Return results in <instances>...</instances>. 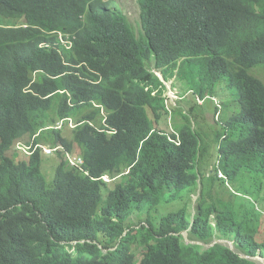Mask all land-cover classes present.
Here are the masks:
<instances>
[{
	"label": "trees",
	"instance_id": "16d2710c",
	"mask_svg": "<svg viewBox=\"0 0 264 264\" xmlns=\"http://www.w3.org/2000/svg\"><path fill=\"white\" fill-rule=\"evenodd\" d=\"M111 2L0 0V264H256L264 83L249 71L264 66V0H138V36ZM153 70L173 79L180 100L225 93L240 105L219 114L217 165L203 179L208 144L177 104L166 106ZM224 77L232 95L218 86ZM164 113L168 127L179 118L178 130L159 127ZM62 119L75 125L70 139L50 128ZM25 138L64 148L82 170L57 153L47 182L39 148L22 160L7 155ZM224 179L242 196L219 190ZM184 189L185 202L156 222L127 223L167 191L166 201L181 203Z\"/></svg>",
	"mask_w": 264,
	"mask_h": 264
},
{
	"label": "rangeland",
	"instance_id": "374dc122",
	"mask_svg": "<svg viewBox=\"0 0 264 264\" xmlns=\"http://www.w3.org/2000/svg\"><path fill=\"white\" fill-rule=\"evenodd\" d=\"M114 1L117 4V6L124 13L129 24L132 26L135 34L138 36L140 33H142L141 21H140V8H139V5L137 3V0H114ZM249 73L264 83V66H257L255 68H253L252 70H250ZM170 82L175 83L173 80H171V81L166 83L167 87L170 86ZM228 82H229L228 77H224L221 79L218 86H221V89H228L230 95H232L233 90L231 89V86L228 85ZM175 86L177 87V88L175 87L176 89H173L171 92H168V93H170L169 96H171V98H173V100H171L173 104L176 101V99L178 98V97H176V91L179 93L181 90L177 86V84H175ZM214 97H216L215 102L218 104L220 103V105H221V116H220L221 120L225 116L226 117L228 116L231 109H240V105L238 104V102L233 101L232 96H231L230 100L224 99L225 93L223 95L222 94L214 95ZM223 100L226 102L224 112L222 109L223 108ZM201 103L202 102H199V104H201ZM176 104H177V109H181L182 112H184V114H187L188 119L191 120V122H192L191 125H192V128L194 129V131L199 133L201 135V137L204 138V141L207 142V144H208V150H207V153L204 157V160H201V162H200V166L202 165L201 166L202 170H201L199 176L203 179L205 174H209V173L215 171V167H216L215 164L217 165L216 161L218 160V159H216L217 153H216V147L214 145L215 134H216V132L222 133L223 130L221 129L219 124L215 123L214 116H213L214 105L210 100H206L204 103L199 105V104L195 103V98L193 96H191V94L188 93L184 100L182 99L180 101H177ZM162 117H163L162 121L159 124V127L161 129H163L165 131H169L168 129L171 127V128H173V130H178V126L175 125L179 121L178 117L176 118V116H173V119L171 120V123H170V127H168L169 126L167 124L168 117L165 115V113L163 114ZM222 123H224V122H222ZM70 130H71V128L65 127L61 130V133L63 136L70 139V137H71ZM26 140H27L26 138L23 139V142H26ZM47 147L48 146H46V148ZM57 153L60 154L59 158H62L61 153L60 152H57ZM57 153H54L51 155H43L41 158V171H42L47 182H50L52 180L54 167L56 166L57 160L59 161V159L56 160V158H58ZM7 155L13 159H16V160H22L24 157L18 151H14L13 147L7 153ZM218 175H220V174H218ZM218 185H219V190L223 191L226 194L233 193L235 195L242 196V195L237 193V192L241 193L236 188L237 186L235 184H233L232 182L226 180V179H224L223 183H219ZM112 187H113V185L109 184L108 188H106L104 190L102 195L105 192H107V190L111 189ZM199 189H200V186H198V188L195 190L194 194L192 195L191 201H190L191 205H193L195 203V200L197 199L198 194H199ZM165 193L166 194L163 195V197L160 201V204L158 205V207L156 209H153L150 212L145 211L142 213H135L127 221V223L130 224V222H131L133 225L138 227L139 225L144 223L146 219H149L152 222H156L155 220L157 218H160L162 215L170 212L175 206H179V204H182L185 202V196H186L187 190L184 189V190L179 191V196L182 197L181 203L180 202L179 203H172V202L166 201L167 197L169 196V192L167 191ZM247 198L251 201L256 200L254 197H247ZM255 203L259 204L257 202H255ZM255 203L253 202V205H256ZM251 205H252V203H251ZM190 211H191V213L193 212V206H192V208H190ZM182 235H183L184 240L187 243L198 244L197 242L188 240L186 232H184ZM214 242H217L219 244H223L227 247L229 246L234 252H237L236 248L234 247V245L232 243L221 241V240L220 241H214ZM138 253H139V251L136 254L137 258L140 257V255H138ZM252 261H254L256 264H264V259L261 257L254 258V259H252Z\"/></svg>",
	"mask_w": 264,
	"mask_h": 264
},
{
	"label": "clouds",
	"instance_id": "9594fccd",
	"mask_svg": "<svg viewBox=\"0 0 264 264\" xmlns=\"http://www.w3.org/2000/svg\"><path fill=\"white\" fill-rule=\"evenodd\" d=\"M104 1H107V0H104ZM137 3H138V0H137ZM115 5H116V7H118L117 6V4L115 3V1L114 0H112V2H111V6H113V7H115ZM138 5H139V3H138ZM119 8V7H118ZM139 8H140V6H139ZM119 10L121 11V13H123L122 12V10L119 8ZM124 14V13H123ZM140 14H141V11H140ZM140 21H141V17H140ZM61 37V39H62V35L59 33V38ZM67 42V41H66ZM70 44V43H69ZM69 47V46H68ZM153 72L155 73V75L160 79V81L163 83V85L165 86V88H166V90H165V92H164V94H163V96L165 97V102H166V106H176V102L177 101H179L180 100V97H179V93L176 91V97H178L177 99H176V101L174 102V104L172 103V101L171 100H173V98H171V96H169L170 95V93H168V92H171L173 89L171 88V84H172V82H170V86L169 87H167V85H166V83L167 82H169V81H171V80H173V79H170L169 81H164L163 80V78H161L162 76H161V74H160V72L159 71H155V70H153ZM36 72L35 73H32V75H31V77H33V79H35V77H36ZM160 76V77H159ZM154 94V93H153ZM172 95V94H171ZM215 99H216V97H212L211 99H210V101L213 103V105H214V107H216V109H217V111H216V113H215V116H214V120H215V123H217L218 122V116H219V114H221V111H220V108H221V105H220V103L218 104V103H216L215 102ZM206 100H208V99H206ZM199 102H202V103H204L205 102V100L203 101V100H200L199 98H197V96L195 97V103L196 104H199ZM201 103V104H202ZM201 104H199V105H201ZM198 105V106H199ZM101 113H102V111H101ZM214 114V113H213ZM218 124L219 125H222V126H224L223 124H221V123H219L218 122ZM75 125L73 124V121L71 120V119H62V120H59V121H57L52 127H50V128H53V129H55V130H62L63 128H65V127H69V128H73ZM27 141V140H26ZM36 148H39L40 150H41V152H42V154L43 155H51V154H54V153H57V152H61V154L64 156V158L67 160V162H68V164L70 165V166H74V167H76L77 169H79L80 171L82 170L81 169V165H82V161L80 160V159H77L75 156H73L72 154L70 155L69 154V152H67V151H65L64 150V148H62V147H56V148H51V147H47L46 148V146L45 145H40V144H37V145H33L32 144V140H30L29 142H23V140L22 141H16L14 144H13V149H14V151H18L20 154H22L24 157H23V159H25V158H27L28 156H30L32 153H33V151L36 149ZM70 161H75L76 162V164H72ZM219 174V173H218ZM221 175H218V177H220ZM104 178H107V180H105ZM101 179L104 181V182H106V183H111V181L112 180H114V178H109L108 176H102L101 177ZM263 233H264V231H263ZM218 241H220V240H218ZM221 241H225V242H229V241H226V240H221ZM194 242H196V241H194ZM198 243V245H203L202 243H200V242H197ZM214 243H217V242H214ZM213 243V244H214ZM229 243H232V242H229ZM192 244H194V243H192ZM233 244V243H232ZM212 245V244H211ZM211 245H209V246H211ZM206 246V245H205ZM228 248H230L229 246H228ZM231 249V248H230ZM232 250V249H231ZM233 251V250H232ZM240 256H242V255H240ZM242 257H244V256H242ZM255 258H257V257H255ZM264 259V258H263Z\"/></svg>",
	"mask_w": 264,
	"mask_h": 264
},
{
	"label": "built area",
	"instance_id": "2783aa9c",
	"mask_svg": "<svg viewBox=\"0 0 264 264\" xmlns=\"http://www.w3.org/2000/svg\"><path fill=\"white\" fill-rule=\"evenodd\" d=\"M72 164H76V162L75 161H70ZM105 180H107V178H104Z\"/></svg>",
	"mask_w": 264,
	"mask_h": 264
}]
</instances>
